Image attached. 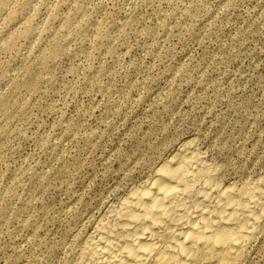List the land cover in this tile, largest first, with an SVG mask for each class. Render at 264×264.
<instances>
[{
	"label": "rangeland",
	"instance_id": "obj_1",
	"mask_svg": "<svg viewBox=\"0 0 264 264\" xmlns=\"http://www.w3.org/2000/svg\"><path fill=\"white\" fill-rule=\"evenodd\" d=\"M189 140L264 177V0H0V264H80Z\"/></svg>",
	"mask_w": 264,
	"mask_h": 264
},
{
	"label": "bare ground",
	"instance_id": "obj_2",
	"mask_svg": "<svg viewBox=\"0 0 264 264\" xmlns=\"http://www.w3.org/2000/svg\"><path fill=\"white\" fill-rule=\"evenodd\" d=\"M196 143L189 140L164 158L153 175L101 217L80 264H237L244 259L264 228V177L225 182L219 165Z\"/></svg>",
	"mask_w": 264,
	"mask_h": 264
}]
</instances>
